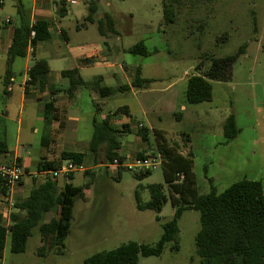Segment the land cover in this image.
Listing matches in <instances>:
<instances>
[{"label":"rangeland","instance_id":"rangeland-1","mask_svg":"<svg viewBox=\"0 0 264 264\" xmlns=\"http://www.w3.org/2000/svg\"><path fill=\"white\" fill-rule=\"evenodd\" d=\"M20 1L30 18L34 0ZM163 1L99 0L94 22L88 23L84 19L90 0L71 3L37 0L36 8L45 7V20L52 30L51 41L41 43L46 52H61L72 47L79 57L89 51L97 52L99 58L108 56V64L82 71L87 80L103 76L107 86L130 84L138 67L141 78L152 79L143 89L131 88L111 97H99L102 114L127 107L130 118L119 114L115 120L123 116V120L131 121L136 131L140 129L137 122L152 123L161 131L159 140L172 152L168 158H162L157 170L140 178L126 169L102 166L108 164L104 162V149L100 151L97 165L87 157L84 165L94 179L84 191V200L74 203L62 251L52 250L38 255L43 244L36 227L22 253H12L7 238L0 264H83L86 258L96 253L128 242L152 246L160 239L163 225L177 210H180L177 249L172 250L173 242H169L157 257L139 256L138 264H199L196 243L200 230L199 214L188 206L198 196L207 194L211 184L221 192L243 178H264V0H194L180 7L175 22L167 25L163 21ZM54 6L63 7L66 13L58 15ZM105 14L114 21L115 34L107 32V36H102L99 33L97 21ZM7 16L15 22L14 0H4L0 25L5 23L2 21ZM60 30L68 38L67 47L58 36ZM55 41L58 44H53ZM138 42L144 43L150 53L148 56L124 52ZM242 45L245 48L232 66L231 79L228 82L210 81L211 101L187 104L184 98L187 79L202 75L211 59L234 55ZM60 59L49 62V84L56 88L67 83L59 71L67 70L75 62L74 58ZM33 60L30 57V65ZM24 68V60L17 58L12 72L19 81L24 76ZM169 101L174 115L172 107L165 106ZM142 106L149 108L148 116L143 115ZM93 108L89 98H83L77 107L83 122L80 133L84 138L91 134L89 112ZM28 111V108L24 109L23 119ZM9 113L14 121L0 120V130L5 125L8 142H12L16 133L17 106L11 107ZM229 115L234 116L240 133L234 140L225 142L223 123ZM41 137L40 130L32 135V149L27 151L30 156H34ZM148 142L153 148L146 152L155 148L152 135ZM176 158L179 161L173 162ZM184 167L191 174L192 182L184 183V190L188 188L190 191L182 193L179 190L181 182L175 180L174 174ZM89 180L85 173L76 172L71 182L79 187ZM63 184L60 180L59 185ZM153 184L162 186L165 202L160 211L138 210L135 194L142 203L150 201L148 186Z\"/></svg>","mask_w":264,"mask_h":264},{"label":"trees","instance_id":"trees-1","mask_svg":"<svg viewBox=\"0 0 264 264\" xmlns=\"http://www.w3.org/2000/svg\"><path fill=\"white\" fill-rule=\"evenodd\" d=\"M15 1V10L18 18V25L13 29L11 45L6 55V68L4 74V83L7 84L11 76V64L16 58H24L27 54V48L34 47L39 42L50 40L49 23L44 20H36L32 25L29 24V18L24 11L20 0ZM99 0H90L88 13L85 22L93 23L94 15L97 11V2ZM194 0H164L162 5L164 24H172L176 20V11L185 3ZM215 1V0H208ZM57 13L63 16L66 10L63 7H57ZM99 33L115 34V23L111 16L105 14L102 19L97 21ZM63 32V31H61ZM64 33V32H63ZM245 46L239 47L234 55L222 58L211 59L209 67L202 75H192L187 79L184 91L185 102L189 105H197L203 102H209L212 98V88L210 81L228 82L231 79V69L236 59L243 54ZM133 56H148L150 53L143 42L124 50ZM82 63H87L88 58H81ZM198 69V67H197ZM135 79L129 85H119L112 87H99L97 92L101 98L113 96L116 93L129 91L131 88L143 89L152 79L140 77V68L136 69ZM49 69L44 61H35L27 71L28 80L25 93L29 88H35L39 92L47 91L50 98L57 90L49 84ZM62 78L67 79L69 92L71 88L83 86V80L78 68L63 70L60 72ZM127 114L125 106L117 108L113 114ZM44 123L46 129L43 130L41 137V146L50 152L51 139L55 135L64 132L66 114L55 104L53 99L44 103L43 106ZM55 123V129H49L51 124ZM122 130L128 131L129 125H123ZM121 131L114 129L110 124V116L101 123H94L93 133L86 153H73L61 151L51 160L43 157L37 164L36 171L42 172L60 167L67 160L76 164L84 163L86 157L92 159L97 165V159L104 146V162L110 163L114 159H123L118 155L119 149L118 134ZM147 129L143 126L139 129V134L143 141H146ZM240 129L237 127L233 115H229L223 123V135L225 142L234 140ZM155 148L159 151L162 158H168L172 152L165 143L161 142V132L154 134ZM7 146L3 140H0V163L7 154ZM141 156V154H137ZM176 158L173 162H178ZM19 163V162H18ZM122 170V169H119ZM89 176L82 186L76 187L72 183H65L61 189H57L55 182H45L43 185L30 191L29 195L14 206L17 213H11L10 224L5 227L0 220V260L2 252L9 239V249L12 253L18 254L25 250L27 240L32 234V230L38 227V232L43 244L37 251L38 255L55 250L58 253L62 251L64 240L69 233L72 210L76 200L84 198L83 190L89 188L93 174L84 171ZM150 173L135 175L144 177ZM177 174H182L180 181V191L189 192L185 189L187 184L192 182L191 174L184 167L174 174L177 181ZM72 179V174L69 176ZM178 182V183H180ZM211 183V180H210ZM151 199L142 203L138 195L135 194L136 207L138 210H154L159 212L162 204L165 202L162 194L161 185L148 186ZM0 191L7 192V187L0 179ZM199 214V234L196 237L197 255L200 259L199 264H264V178L262 180H249L243 178L224 189L217 192L211 184L210 191L207 194L198 196L193 203L188 206ZM48 214L54 215L48 221L45 218ZM180 210H177L172 219L163 225V232L155 245H142L135 242H128L109 251L96 253L83 261V264H138L139 256L157 257L159 256L165 244L173 242L172 250L177 249L178 227L177 220Z\"/></svg>","mask_w":264,"mask_h":264},{"label":"crops","instance_id":"crops-1","mask_svg":"<svg viewBox=\"0 0 264 264\" xmlns=\"http://www.w3.org/2000/svg\"><path fill=\"white\" fill-rule=\"evenodd\" d=\"M37 0H34V10H32L29 18V24L32 25L36 20H45V7L39 6L36 8ZM4 8V0H0V11ZM54 10L57 13V8L54 6ZM15 22L12 20L11 16H7L0 25V120H5L7 122L14 121V118L10 115L9 110L13 106H17V120H16V133L15 138L12 142H8V134L6 126H1L2 134H3V141L7 146V154L3 160V163L0 164H17L23 167L25 174L23 175L19 184L7 188V192L4 194L0 191V220L3 226H8L10 224V215L11 213H17V209L15 208V204L19 203L20 201L24 200L30 193L31 190L38 188L39 186L43 185L46 181L39 175V172L36 171L37 164L39 160L43 157L47 158V160H51L54 156L58 155L61 151L66 152H73V153H86L88 145L90 143L92 133H93V125L94 123H101L103 122L107 116H110V124L111 126L121 131L118 134V141H119V149L117 150L118 155L123 159H130L135 154H142L146 152V150L153 148L149 141V136L152 135L154 139V134L156 132H161L157 130L152 123L146 124L144 122H137L141 126L147 129L146 133V141L142 140V137L139 134V131H136V127L131 125V121L123 120L122 117L130 118V114L127 108L128 115L125 113L121 117V119L115 120V117L118 116L114 115L113 112H109L108 114H102L103 110L101 108V103L99 102V94L97 89L99 87H111L104 85V77L97 76L93 79H88L82 76V71L92 68L96 65H106L108 64L109 58L108 56H100L98 57L97 52H93L92 56L88 57H79L76 55L75 49L68 46V38L65 33L61 32L60 30L58 36L64 42V45L67 47V50L61 52H52L48 53L45 51V48L41 46V43L50 42L52 39V30L49 26L50 32V40L46 42H39L34 47L27 48V54L24 58V66H25V73L24 76L21 77V80L16 79V75L12 72V67L14 65L15 59L11 64V76L7 84L4 83V74L6 68V55L7 51L12 42L13 36V29L18 25V18L16 15ZM48 22V21H47ZM104 36V35H102ZM107 36V35H105ZM53 44H58V41H55ZM105 45L106 42H104ZM43 50L41 51V49ZM40 50V51H39ZM125 50V49H124ZM104 55V54H102ZM30 57H32L35 61H44L49 69L48 78L50 79L51 70L49 67V62L51 60L61 58L60 60H65L64 58H74L75 62H73V66L68 69L78 68L80 76L83 80V86L74 87L69 90V92H65V90L69 89L68 81L67 83H63V85L59 86V88L53 87L57 90V93L50 98L47 91L39 92L35 88H29L28 92L25 93V88L27 87V71L32 66L29 63ZM81 58H88V62L82 63L80 60ZM126 69V66L123 67ZM139 68V67H138ZM63 71V70H61ZM59 71V73L61 72ZM141 74V69H140ZM65 79V78H63ZM50 83V82H49ZM122 85H129V84H122ZM119 86V85H117ZM114 86L112 88H115ZM131 90V89H130ZM111 97V96H109ZM83 98H89L91 102V106L94 107L92 111L89 112L91 115V134L87 138H84L83 133H80L81 125L83 124L81 119V114L77 111V107L82 101ZM101 98V97H100ZM53 99L57 107L61 110H65L66 119H65V126L64 132L60 135H55L51 139L52 144L50 145V152H47L46 149L42 148L41 146V138L39 145L36 149H34L33 155L30 156V152H27L32 149V144L30 143V139L32 135H35L43 130H45L46 124L44 123V115H43V106L44 103ZM172 107V113L175 114L172 102L169 101L168 104L165 106ZM155 107V103L152 104ZM143 107V115L148 116L149 111L147 110L148 107ZM150 107V106H149ZM28 108V114L23 119L24 109ZM183 109V107H181ZM149 109V108H148ZM153 110V109H152ZM96 116H99V120H96ZM119 123V125H116ZM129 125V130L125 131L122 130L123 125ZM56 124L53 123L49 126V129H55ZM127 136H131L128 138ZM1 140V139H0ZM155 147V142H154ZM104 146H102V150ZM87 158V157H86ZM86 160V159H85ZM19 162V163H18ZM84 164V163H83ZM102 165V164H99ZM103 166V165H102ZM32 169V170H30ZM83 174V172H82ZM65 179V178H58L55 181V186L57 189H61L65 183H72L73 180ZM94 179V175H93ZM63 181V185H59V181ZM93 181V180H92ZM92 183V182H91ZM91 185V184H90ZM89 189V188H87ZM83 190L84 191L87 190ZM85 198V194H84ZM83 198V200H84ZM54 215L48 214L45 218V221H48Z\"/></svg>","mask_w":264,"mask_h":264},{"label":"built area","instance_id":"built-area-1","mask_svg":"<svg viewBox=\"0 0 264 264\" xmlns=\"http://www.w3.org/2000/svg\"><path fill=\"white\" fill-rule=\"evenodd\" d=\"M74 0H65L67 3H71ZM94 53L93 51L87 52L86 55L82 57H90ZM141 128L142 126L139 125ZM162 164V157L159 151L154 148L141 156H136L134 158L125 159L120 161L119 159H114L108 164L103 166L107 169H126L132 174L141 175L146 173H151L157 170ZM86 167L83 163H74L70 160L64 161L60 167L52 170L39 172V175L43 178L44 181L50 182L55 181L58 178L68 179L69 176L76 172H84ZM25 171L22 166L17 164H0V179L4 182L7 188L19 184ZM177 181L180 182L183 178L182 174H177ZM6 227V226H5Z\"/></svg>","mask_w":264,"mask_h":264}]
</instances>
